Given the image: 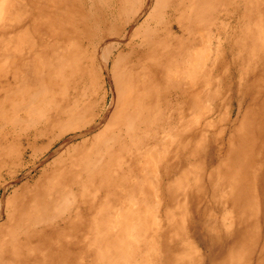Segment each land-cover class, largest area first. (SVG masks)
Returning a JSON list of instances; mask_svg holds the SVG:
<instances>
[{
  "label": "bare ground",
  "instance_id": "6f19581e",
  "mask_svg": "<svg viewBox=\"0 0 264 264\" xmlns=\"http://www.w3.org/2000/svg\"><path fill=\"white\" fill-rule=\"evenodd\" d=\"M146 198L264 264V0H0V264H122Z\"/></svg>",
  "mask_w": 264,
  "mask_h": 264
},
{
  "label": "rangeland",
  "instance_id": "374dc122",
  "mask_svg": "<svg viewBox=\"0 0 264 264\" xmlns=\"http://www.w3.org/2000/svg\"><path fill=\"white\" fill-rule=\"evenodd\" d=\"M222 18H220L219 20L221 21L225 20L224 18L223 19ZM219 37H221V40H222L224 39L225 34H221ZM224 48L225 46H223V49ZM162 183L163 184L166 183L163 180V177L160 178V184ZM161 199L162 198L159 197L158 202H161L163 204L164 201ZM208 200L202 206V208L207 209L208 214H210V215L205 216V218H203V216L200 217V215H197L194 212V207H195L196 202H194V205L190 202V204L187 206L184 212L185 224H183L182 230L180 232H177L175 234V238L172 237V239H171V236L173 235L175 231L173 227L176 224L175 220H177L178 218L177 217L178 211H176L175 213L173 211L175 209H170L169 216L171 218L170 220L171 222H169L170 223L169 224L167 221L169 219L166 218V215H167L166 211L164 210V208L162 210H160L158 207L156 208L154 201H151L150 199L146 198V199H141L135 202V206H141V209H142L139 212L141 213V215H139L141 217L138 216L139 218H141V222H139L138 217H136V221L133 227H127L131 231L130 240L133 241L135 238H138L139 236H142L144 238L146 225L148 224L150 227V232H148V235H149V238H152L150 239L151 246H147L144 240L141 241L140 243L137 242L136 246L135 244H132L131 246L128 247V249L127 248L125 249V252H128L129 257L128 258L126 257L125 260L122 261V264H157V263L158 264H174L172 261L173 260L172 258L180 255L179 248L181 247V244L183 247L191 246L192 249L194 250V253L195 252L198 253L200 260L197 262V264H217V262L222 261L223 260L222 257L228 254L229 250L231 249V246L223 245L222 253L224 256L217 258L216 257L217 253L211 252L210 249H208V245H207L208 243L204 241L201 237L202 232L206 230V227H205L206 221L204 219L206 218L211 219L212 217L217 218L218 217L217 215L220 212L218 206L212 207L211 206L212 203H209ZM182 201H184V199H182L181 202ZM78 202H79V199L76 195L74 206L72 207V211L78 208V205H79ZM184 202L189 203L187 198L185 199ZM192 205H193V208L191 207ZM108 212L109 214H111L112 210L110 209L108 210ZM121 212H123V210H121ZM82 213L84 215V212ZM87 214L88 213L86 211L85 215ZM135 214H136V211H134V215ZM142 227H145V228H142ZM233 228L237 231L239 230L240 227H239L238 220L236 221ZM170 232H173V233H170ZM102 235H104V233L101 234L98 232H93L92 234H90V238H91L90 241L95 242L97 241L96 239L100 238ZM131 237H133V239ZM220 243L218 245H220ZM227 243L229 244V242ZM104 245L106 246V243ZM136 249L138 251H136ZM216 249L218 248L216 247ZM248 254H249V257H246V256L244 257V264H257L256 257L258 255V250L255 251L251 248L250 253ZM85 256L75 258L74 260H72L71 264H101L99 261L96 260L95 253L93 251H89L88 253H86ZM82 258H85V259H82ZM241 258H242L241 256H238L236 260H239Z\"/></svg>",
  "mask_w": 264,
  "mask_h": 264
}]
</instances>
